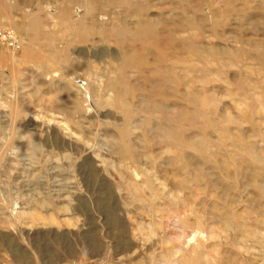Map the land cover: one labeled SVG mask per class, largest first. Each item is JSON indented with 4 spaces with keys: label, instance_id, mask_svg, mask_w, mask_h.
Segmentation results:
<instances>
[{
    "label": "rangeland",
    "instance_id": "374dc122",
    "mask_svg": "<svg viewBox=\"0 0 264 264\" xmlns=\"http://www.w3.org/2000/svg\"><path fill=\"white\" fill-rule=\"evenodd\" d=\"M3 28L0 264H264V0H0Z\"/></svg>",
    "mask_w": 264,
    "mask_h": 264
},
{
    "label": "built area",
    "instance_id": "2783aa9c",
    "mask_svg": "<svg viewBox=\"0 0 264 264\" xmlns=\"http://www.w3.org/2000/svg\"><path fill=\"white\" fill-rule=\"evenodd\" d=\"M0 42L11 47L13 50H17L20 47L18 40L8 28L0 29Z\"/></svg>",
    "mask_w": 264,
    "mask_h": 264
},
{
    "label": "bare ground",
    "instance_id": "6f19581e",
    "mask_svg": "<svg viewBox=\"0 0 264 264\" xmlns=\"http://www.w3.org/2000/svg\"><path fill=\"white\" fill-rule=\"evenodd\" d=\"M91 49H92V48H91ZM26 53H27V52H26ZM105 82H106V81H105ZM103 90H104V89H103ZM121 106H122V105H121ZM121 106H120V107H121ZM123 106H124V105H123ZM157 106L161 107V105H159V103H157ZM120 107H119V108H120ZM160 111H161V110H160ZM125 112H126V111H125ZM165 130H166V128H165V125H164V127H163V132H164ZM53 134H54V133H53ZM164 134H165V133H164ZM173 135H174V133H173ZM194 236H195V234H194V235L192 234L191 237H189L188 241H189V240H192V239L194 238Z\"/></svg>",
    "mask_w": 264,
    "mask_h": 264
}]
</instances>
